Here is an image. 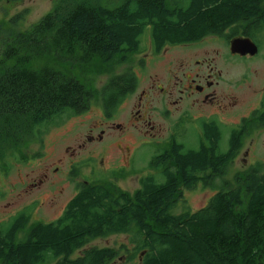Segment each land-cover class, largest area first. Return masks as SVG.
Masks as SVG:
<instances>
[{"label": "trees", "instance_id": "trees-1", "mask_svg": "<svg viewBox=\"0 0 264 264\" xmlns=\"http://www.w3.org/2000/svg\"><path fill=\"white\" fill-rule=\"evenodd\" d=\"M263 3L59 0L28 33L0 27V162L16 159L43 128L84 111L97 92L94 76L111 75L99 94L112 109L136 85L131 69L117 74V68L133 62L149 43L159 50L226 29L232 35L241 20L264 26ZM40 55L51 60L37 70ZM200 126L197 147L174 137L153 154L157 173L143 176L133 195L83 183L54 221L27 229L30 213L22 211L0 222V264H108L118 249L89 242L118 233L132 243L121 246L128 264H264L263 165L237 173L234 181L224 177L254 127L244 134L228 130L226 138L228 128L216 121ZM201 185L216 192L193 211L184 190Z\"/></svg>", "mask_w": 264, "mask_h": 264}, {"label": "rangeland", "instance_id": "rangeland-1", "mask_svg": "<svg viewBox=\"0 0 264 264\" xmlns=\"http://www.w3.org/2000/svg\"><path fill=\"white\" fill-rule=\"evenodd\" d=\"M58 1L0 0V27L7 31L14 26L16 33H28L54 10ZM195 46L219 47L221 45L215 42L214 37L210 36ZM183 48H172L166 57L162 56L156 64L149 65L147 73L139 71L140 82L143 81L144 83L152 75L155 79L167 83L170 76L168 69L174 65L172 62L175 61V54L181 57L191 52L190 49ZM37 59L34 61L37 70L45 67L51 60L50 57L43 55ZM132 64L134 61L119 66L116 73L121 74L129 70ZM51 67L53 66L48 67V72L53 69ZM110 80L111 75L109 73L94 76L93 83L97 92L88 111L82 114L69 115L55 125H48L43 128L39 136H34L28 145L17 151L16 159L10 157L7 165L0 162L1 223H9L22 211L30 213L27 229L38 221L51 222L56 220L61 216L68 203L78 194L82 188L81 184L85 183L86 180L91 183H103L113 188L114 191H125L133 195L140 188V181L143 176L149 173H157L152 164L153 154L166 145L163 142L165 140L162 139L169 135V129L173 128L175 123L174 105L170 106V109L173 110L170 118H163L157 112L154 113L156 122L168 129V132L158 138L159 141L162 140L160 141L162 143L152 141L144 144L138 147L139 149L131 157L129 154L132 152L129 149L123 150L124 156H122L117 146H114L109 150L107 156L104 155L105 166L101 167L99 166L101 157L98 155L101 149L98 145H90L79 151L78 144L82 140H86L84 135L87 133L88 125L101 119L99 91ZM247 97L250 98L251 95H247ZM127 103V108L121 111V114L125 116L133 109L134 102ZM172 120L174 121L172 122ZM226 120L235 122L237 118L229 117ZM190 122L189 118L182 120L181 124L186 126L181 127V133L178 137L186 141L189 146L197 147L199 137L203 133L202 128L200 124L194 125L193 122ZM226 130L227 138L230 129ZM247 131V134L243 135L240 154L227 166V172L224 176L226 180L234 181L237 173L248 170L252 165L258 163L263 165L264 171V127H254ZM227 141L225 139V146H227ZM131 147L133 148V145ZM73 149L77 150L76 154H74ZM23 156L27 159L25 160ZM93 156H97L98 159H92ZM95 164H98L96 166L100 170L96 172L98 175L95 174ZM72 166L75 167L73 173L69 172L73 168ZM57 167H60L58 172L54 171ZM44 174H47L48 177L40 185L39 181L44 177ZM215 192V188L201 185L192 190L185 189L184 197L188 207L195 211L204 207ZM181 210L182 206L177 211L180 212ZM26 230L23 229L19 233V239L24 238ZM123 245L132 248L130 237L125 233L98 237L89 242V246L118 249V256L108 264H128L126 261L127 251L121 248ZM79 253L81 252L77 251L73 256Z\"/></svg>", "mask_w": 264, "mask_h": 264}, {"label": "flooded vegetation", "instance_id": "flooded-vegetation-1", "mask_svg": "<svg viewBox=\"0 0 264 264\" xmlns=\"http://www.w3.org/2000/svg\"><path fill=\"white\" fill-rule=\"evenodd\" d=\"M210 36L221 46H195ZM235 38L249 40L244 50L233 51L232 41ZM180 47L190 49L191 52L181 57L175 54V61L172 62L174 65L168 69L170 76L167 83L152 75L151 79L149 77L144 83L140 82L139 71L147 73L149 65L156 64L162 56L166 57L172 48ZM130 69L136 77L135 87L112 109L107 107L100 96L101 119L88 125L84 135L86 140L78 144L79 151L90 145L100 147V167L105 166L104 155L107 156L114 146H117L122 156L123 150L129 149L131 157L144 144L152 141L162 143V140L168 143L172 138H178L181 127L186 126L181 124L184 118H189L194 125L213 120L243 134L249 127H264V26L251 27L241 20L237 23L236 34L231 35L230 30L226 29L196 41L166 45L159 50L149 43L146 51L135 56ZM131 101L134 102L131 112L126 116L121 114L127 108V102ZM91 104L79 114L88 111ZM171 105L175 106V123L169 129V135L159 141L158 138L168 129L156 122L154 113L170 118L173 112ZM229 117H236L237 121H227ZM131 145L133 148H130ZM73 152L76 154L77 150L73 149ZM92 159L98 157L93 156ZM96 165L95 174L98 175L96 172L100 170ZM72 167L69 171L71 173L75 170ZM59 169L57 167L54 171L58 172ZM47 177L44 174L39 184L45 182Z\"/></svg>", "mask_w": 264, "mask_h": 264}, {"label": "water", "instance_id": "water-1", "mask_svg": "<svg viewBox=\"0 0 264 264\" xmlns=\"http://www.w3.org/2000/svg\"><path fill=\"white\" fill-rule=\"evenodd\" d=\"M247 41H249L248 39H241V38H235L232 41V49L233 51H241L244 50V48L248 45Z\"/></svg>", "mask_w": 264, "mask_h": 264}, {"label": "bare ground", "instance_id": "bare-ground-1", "mask_svg": "<svg viewBox=\"0 0 264 264\" xmlns=\"http://www.w3.org/2000/svg\"><path fill=\"white\" fill-rule=\"evenodd\" d=\"M66 50V49H65Z\"/></svg>", "mask_w": 264, "mask_h": 264}]
</instances>
